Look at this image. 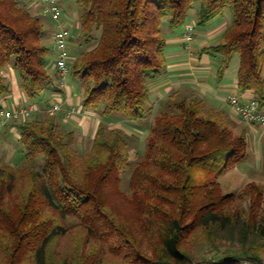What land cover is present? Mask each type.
Listing matches in <instances>:
<instances>
[{
	"label": "trees",
	"instance_id": "1",
	"mask_svg": "<svg viewBox=\"0 0 264 264\" xmlns=\"http://www.w3.org/2000/svg\"><path fill=\"white\" fill-rule=\"evenodd\" d=\"M76 2L81 52L67 74L82 80L83 109L100 116L87 151L76 128L58 118L62 91L51 66L59 70L48 60L53 44L43 17L28 0H0V96L11 93L3 72L12 66L28 104L6 109L38 108L25 119L0 117V129L16 126L26 152L22 166L0 165V264H264V186L252 180L225 192L219 181L250 158L248 128L237 132L225 109L201 96L178 98V90L158 110L150 104L151 82L169 65L165 23L186 30L195 9L202 26L230 9V24L219 42L202 47L199 61L213 56L221 81L237 54V97L251 93L264 108V0ZM185 33L189 50L194 37L188 42ZM41 91L57 102H33ZM43 109L49 116L34 119ZM153 114L133 163L129 129L110 121L139 123ZM198 170L215 176L201 179Z\"/></svg>",
	"mask_w": 264,
	"mask_h": 264
},
{
	"label": "rangeland",
	"instance_id": "2",
	"mask_svg": "<svg viewBox=\"0 0 264 264\" xmlns=\"http://www.w3.org/2000/svg\"><path fill=\"white\" fill-rule=\"evenodd\" d=\"M45 2L46 0H28V6L34 14H38L43 17L44 22L48 27L47 33L49 35V42L53 44V50L49 54L48 60L52 65V63L58 61L59 59V53L55 49V42H53L54 36L52 32L58 30V27L52 29V24L55 25L57 23L54 22L51 17L45 15ZM62 4L64 19L67 21L71 33L68 39V51L70 55L76 59L81 52V47L79 45V5L77 4L76 0H63ZM231 19L232 11L230 9H226L222 15L202 26L197 24V10L195 9L186 23L194 26V40L190 43L189 50L185 47V26H180L175 29L170 28V26H168L169 23H165L164 26L165 34L168 39V54L170 55V58L173 55V53H171L173 52V49L175 47H178L179 51L181 49L182 51L187 52L188 57H190L188 60L189 62L191 61V63L187 67H185V72L191 73L189 75H186V77L193 80L192 82H190L192 83L191 86L193 87L184 86V88L178 90V98L184 96L203 97V95H206V100H209L207 97L209 96L211 99L210 101H214L215 104H218L219 107L225 109V111L231 116L230 118L237 132L243 128H248L250 140V158L243 162V164L230 167L228 171L220 176L219 181L222 184L223 190L225 192L242 189L252 180L257 181L264 186V159L262 155V144L264 143V128L260 126L255 127L252 125H249L248 127L246 123L240 120L238 115L233 111L232 105L227 101V99L231 96H239L238 89L236 88V78L239 67L238 55L236 54L234 56L230 69L226 72L224 78L221 81L217 79L216 63L214 62L215 58L213 56L204 55L203 60L198 61V55H200L199 53L201 52L202 47L219 42L223 32L230 24ZM72 61H74V59ZM51 72L53 76V82L56 85L55 87H59L62 91V97L64 95L63 93L65 88L68 87L70 92L75 96V100H78L80 98L82 99L81 103L78 102L76 104L79 108L80 105L83 104L84 99V88L82 86L81 78L75 76L72 72H70L69 74H67L65 79H63L59 72L53 68V66H51ZM16 74L18 82H20V77L17 72ZM161 96L162 95H160V97H155L154 95L151 100L152 104H155V109L157 110V103L162 99ZM241 99L243 101H247L251 98L241 97ZM32 101L38 102L39 104H44L46 106H50L53 103L57 102L49 91H41L32 99ZM0 103V106L3 107H7L8 105L12 106L10 104V100H7L6 96H0ZM154 114L144 122L141 121L143 127L137 125L141 124V122L137 124L130 122L123 123L120 121V118H114L112 122L110 121V124H113L114 126L122 125V127L129 129L127 131L131 135L130 145L133 163L140 158L139 152H142L145 148L146 137L150 130V128H148L147 130L146 128L150 127L153 124ZM97 115L99 119L100 116L99 114ZM142 128H144L145 130H143ZM134 132L138 135L134 134ZM8 140V147L2 148L0 151V165L9 163L14 166H22L26 161V152L21 142L14 133L9 135ZM77 142L81 145L82 150L87 151L92 146L93 138L92 136H78ZM39 163H42L41 159L39 160ZM130 173L131 172L125 174L123 180V189L128 193L130 192ZM196 175L201 179L211 178L215 176V174L211 170H198L196 171ZM116 202H119L118 204L122 205V203L117 198L115 203ZM123 208L124 210H127L130 207H125L123 205ZM260 211L262 212V214H264V203L263 208ZM71 238L72 236L70 237V240ZM66 240L67 243L70 242L71 244V241H68V236ZM66 248L67 247H63L62 250H66ZM202 251L203 249L200 248V246L193 250V252L198 256L200 255V253H202ZM244 263L245 262H243L242 264Z\"/></svg>",
	"mask_w": 264,
	"mask_h": 264
},
{
	"label": "crops",
	"instance_id": "3",
	"mask_svg": "<svg viewBox=\"0 0 264 264\" xmlns=\"http://www.w3.org/2000/svg\"><path fill=\"white\" fill-rule=\"evenodd\" d=\"M227 23V22H226ZM218 33V31H217ZM176 40V39H175ZM172 40V41H175ZM173 55L170 58L169 55V65L166 73L162 75L161 78L155 79L151 82L152 86V95L150 99V104L154 106L155 104H152V97L155 95V97L162 95V99L157 103L158 108H161L164 103L167 102L168 96L171 92L175 90H180L184 88V86L187 87H193L191 86L193 80L186 77V75H189L191 73L185 72L186 68L191 61L189 62V58L187 52L182 51L178 49V47H175L173 49ZM174 61H172V60ZM199 61V60H198ZM4 76L10 81L11 83V93L6 95L7 100H10V104L12 106H7L9 108L25 105L28 104V98L23 93V91L20 88V83L18 82L17 74L15 69L12 66H8L6 70H4ZM236 88H237V78H236ZM65 88L64 95L61 97L63 111L62 114L58 116L59 120H61L62 125H64L65 129H73L76 128L78 131V135L81 137L84 136H92L94 138L95 133L98 129V126L100 124V119H98L97 112L89 111L83 109V104L80 105V107H77V103H81L82 99L75 100V96L70 92V90ZM173 90V91H172ZM249 98L253 97L251 93L247 94ZM205 99L206 95H203ZM208 97V102L210 104H213L215 106H218V104H215L214 101H210V97ZM1 104V103H0ZM219 107V106H218ZM75 108L76 113L68 116L66 114V111L69 109ZM48 113L45 110H41L38 113L34 114V119L43 120L48 117ZM137 124V123H134ZM140 127L141 124H137ZM144 129V128H142ZM14 133L18 137V130L16 126H14L12 123H8L5 127H2L0 129V151L2 148H7V142L9 143V135Z\"/></svg>",
	"mask_w": 264,
	"mask_h": 264
},
{
	"label": "built area",
	"instance_id": "4",
	"mask_svg": "<svg viewBox=\"0 0 264 264\" xmlns=\"http://www.w3.org/2000/svg\"><path fill=\"white\" fill-rule=\"evenodd\" d=\"M45 15L50 16L54 22L57 23L58 30L53 33L56 45L55 49L59 53V59L56 62V66L60 74L64 77L69 72L68 61L73 59L68 51V39L70 36V28L67 21L64 19V11L60 0H46V6L44 9ZM187 32L185 38L188 42L193 40V25L188 24L186 26ZM229 101L232 104L234 112L240 116L244 121L248 123H260L264 126V108H261L260 103L255 99H249L247 101L240 100L237 96H231ZM59 109V106L55 104L51 107V112ZM36 105L31 104L28 107L15 108L14 110H7L6 107L0 106V117L11 119H25L29 117L32 112L37 111ZM74 114V113H72ZM3 124L0 119V126ZM250 264V263H246Z\"/></svg>",
	"mask_w": 264,
	"mask_h": 264
}]
</instances>
